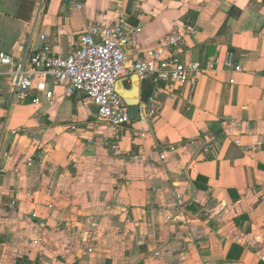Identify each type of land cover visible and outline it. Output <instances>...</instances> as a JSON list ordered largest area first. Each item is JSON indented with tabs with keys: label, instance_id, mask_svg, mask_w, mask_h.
I'll return each mask as SVG.
<instances>
[{
	"label": "crops",
	"instance_id": "crops-1",
	"mask_svg": "<svg viewBox=\"0 0 264 264\" xmlns=\"http://www.w3.org/2000/svg\"><path fill=\"white\" fill-rule=\"evenodd\" d=\"M14 3L0 10V51L17 59L41 36L66 55L87 23L125 13L140 29L129 59L191 24L188 57L205 65L230 54L235 68L161 93L144 139L136 122L115 134L62 87L49 85L51 103L35 89L16 102L5 80L0 264H264V0H30V11ZM143 82L138 106L152 92L142 98Z\"/></svg>",
	"mask_w": 264,
	"mask_h": 264
},
{
	"label": "built area",
	"instance_id": "built-area-1",
	"mask_svg": "<svg viewBox=\"0 0 264 264\" xmlns=\"http://www.w3.org/2000/svg\"><path fill=\"white\" fill-rule=\"evenodd\" d=\"M74 6L82 9L79 3ZM139 32V28H130L127 14L120 13L110 25L87 23L66 55L54 53L53 47L45 43L44 36L40 38L42 44L39 49L21 59L0 51V88L8 80L12 99L23 104L33 89L51 103L53 93L49 85L62 87L67 96L90 103L96 110L97 122L115 134L136 122L137 137L144 139L152 134L160 110L161 93L174 84L193 86L200 75L206 72L235 68L230 54L222 59L215 57L205 65L191 60L188 57V40L196 35V28L191 24L170 34L160 47L144 55L136 53L129 59L127 48L133 44L134 34ZM131 76L152 85V92L146 102L137 107L136 120L130 118L129 107L116 89L119 82L129 81ZM33 102L39 103V96H35ZM106 146L113 154L119 153L116 144ZM153 148L159 151L158 146ZM169 150L174 151L175 148L169 147ZM160 159H164V154H160ZM172 197L176 210L185 212V200L175 192Z\"/></svg>",
	"mask_w": 264,
	"mask_h": 264
},
{
	"label": "water",
	"instance_id": "water-1",
	"mask_svg": "<svg viewBox=\"0 0 264 264\" xmlns=\"http://www.w3.org/2000/svg\"><path fill=\"white\" fill-rule=\"evenodd\" d=\"M133 86L131 90H125L121 86V82H119L116 86V89L120 96L123 98L126 105L129 107V116L132 120H136L138 118V109L137 106L139 104V80L136 76H133ZM14 135L11 134L9 137V143L12 142Z\"/></svg>",
	"mask_w": 264,
	"mask_h": 264
},
{
	"label": "trees",
	"instance_id": "trees-1",
	"mask_svg": "<svg viewBox=\"0 0 264 264\" xmlns=\"http://www.w3.org/2000/svg\"><path fill=\"white\" fill-rule=\"evenodd\" d=\"M21 4H24V3H27L28 7L31 5L30 4V0H21L20 2ZM30 7L28 8V11H30ZM20 13H21V8L18 10V15H17V18H21L20 16ZM149 82L148 81H144L143 82V85H142V98L143 99H146L150 93V89L149 87L151 86V84L149 85L148 84Z\"/></svg>",
	"mask_w": 264,
	"mask_h": 264
},
{
	"label": "rangeland",
	"instance_id": "rangeland-1",
	"mask_svg": "<svg viewBox=\"0 0 264 264\" xmlns=\"http://www.w3.org/2000/svg\"><path fill=\"white\" fill-rule=\"evenodd\" d=\"M20 2H21V0L18 1V2H15V3L19 4L20 6H22ZM13 3H14V2L0 1V10H1L2 8H6L7 6H9V5L13 4ZM15 3H14V4H15ZM4 29H5V28H4Z\"/></svg>",
	"mask_w": 264,
	"mask_h": 264
}]
</instances>
